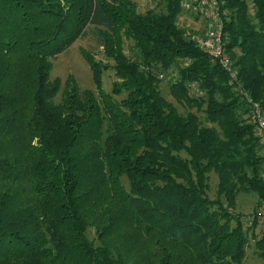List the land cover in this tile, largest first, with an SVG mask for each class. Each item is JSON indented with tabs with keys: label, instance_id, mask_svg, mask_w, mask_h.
Wrapping results in <instances>:
<instances>
[{
	"label": "trees",
	"instance_id": "1",
	"mask_svg": "<svg viewBox=\"0 0 264 264\" xmlns=\"http://www.w3.org/2000/svg\"><path fill=\"white\" fill-rule=\"evenodd\" d=\"M164 1L141 14L132 0H0V264H243L247 229L230 211L240 193L264 202L250 104L177 26L181 0ZM222 1L226 51L264 114V0L252 15ZM88 26L112 65L82 49L94 90L72 76L61 88L51 60ZM172 70L170 96L204 121L162 95L157 74ZM251 237L264 262V232Z\"/></svg>",
	"mask_w": 264,
	"mask_h": 264
},
{
	"label": "rangeland",
	"instance_id": "2",
	"mask_svg": "<svg viewBox=\"0 0 264 264\" xmlns=\"http://www.w3.org/2000/svg\"><path fill=\"white\" fill-rule=\"evenodd\" d=\"M137 6L138 13H145L148 10L154 11H163L165 1L164 0H132ZM250 15L253 14V7L251 0H246ZM180 15L177 17V22L181 24V27L185 29L187 33H200L205 30V23L201 21L199 18L194 17L190 14L179 13ZM182 14V15H181ZM86 50L94 54V57L97 61H101L104 64L112 65V61L108 60L102 54V48L100 47L96 37L95 31L93 27L88 26L85 29V35L77 39L67 50L63 53L56 56L51 60L52 69L50 72V79L53 80L58 78L61 80L63 88L64 82L66 81L68 76H72L80 90L90 89L94 90L92 75L89 69V66L84 61L80 50ZM125 53L132 57L134 55V51L131 48L130 43H126L125 45ZM173 71V70H172ZM171 72V71H170ZM165 74H168L165 73ZM115 80L114 73L111 70H108L103 73V87L106 92L110 93L111 84ZM173 83V81L169 78H166L163 81H160V90L164 98L173 103L177 108L180 114H186L188 111L196 113L201 121H204V114L202 112H196L195 109L189 110L187 107L177 104L169 93V86ZM116 100H120L121 97H114ZM60 100V94L56 97V101ZM210 126V124H204ZM262 177V172H261ZM124 187L128 189V183L124 179L123 181ZM217 185V177L210 173L208 175V191L207 197L209 200H216V187ZM224 202V200H221ZM225 203V202H224ZM226 205V203H225ZM264 210V202L258 199V196L254 193H240L236 199V206L230 212L239 216L240 219L244 223V228L246 230L247 236L249 238L248 247L246 248L245 259L243 260V264H264L261 261L254 247V239L251 237V232L254 229L255 235L259 236L260 233L264 232V224L261 221V213ZM253 218L257 219V225L255 228H252ZM87 239L92 242L96 247L101 246V240L98 239L96 234V228L89 223V227L86 231Z\"/></svg>",
	"mask_w": 264,
	"mask_h": 264
},
{
	"label": "built area",
	"instance_id": "3",
	"mask_svg": "<svg viewBox=\"0 0 264 264\" xmlns=\"http://www.w3.org/2000/svg\"><path fill=\"white\" fill-rule=\"evenodd\" d=\"M222 7V0H181V13L190 14L205 23L204 31L200 33H187L185 31V37L193 41L209 57L211 62L217 64L224 71L227 75L228 86L235 93L243 95V99L250 104L249 122L254 126L255 135L258 139L260 147L259 155L264 159V114L259 105L252 102L243 90L239 81L237 67L226 51L222 23V17L226 15V11ZM177 26L183 29L179 22H177ZM184 65H187V63ZM157 78L160 81L169 78L174 82L178 78V73L174 70L169 71L168 74L158 73ZM188 87L195 95H201V92L196 88L194 83H190ZM262 179L264 181V166L262 169ZM260 216L262 224H264V210Z\"/></svg>",
	"mask_w": 264,
	"mask_h": 264
}]
</instances>
